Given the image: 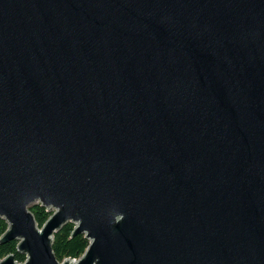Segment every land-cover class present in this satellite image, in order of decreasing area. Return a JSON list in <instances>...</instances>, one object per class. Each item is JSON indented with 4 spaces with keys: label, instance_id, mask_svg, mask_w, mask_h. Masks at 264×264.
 Segmentation results:
<instances>
[{
    "label": "water",
    "instance_id": "95a60500",
    "mask_svg": "<svg viewBox=\"0 0 264 264\" xmlns=\"http://www.w3.org/2000/svg\"><path fill=\"white\" fill-rule=\"evenodd\" d=\"M0 216V264H264V0H0Z\"/></svg>",
    "mask_w": 264,
    "mask_h": 264
},
{
    "label": "trees",
    "instance_id": "16d2710c",
    "mask_svg": "<svg viewBox=\"0 0 264 264\" xmlns=\"http://www.w3.org/2000/svg\"><path fill=\"white\" fill-rule=\"evenodd\" d=\"M39 227H43L47 220L53 214L49 207L41 202H34L29 206ZM10 223L7 218L0 216V239L7 232ZM76 223L68 222L55 232L53 237V251L58 260L62 262L65 259H79L89 247L91 240L85 233L75 234ZM20 239L0 243V258H5L14 254L15 260L19 263H25L28 255L18 250Z\"/></svg>",
    "mask_w": 264,
    "mask_h": 264
},
{
    "label": "rangeland",
    "instance_id": "374dc122",
    "mask_svg": "<svg viewBox=\"0 0 264 264\" xmlns=\"http://www.w3.org/2000/svg\"><path fill=\"white\" fill-rule=\"evenodd\" d=\"M2 259H4V258H2ZM64 261V260H63ZM63 261L61 262V263H63Z\"/></svg>",
    "mask_w": 264,
    "mask_h": 264
},
{
    "label": "built area",
    "instance_id": "2783aa9c",
    "mask_svg": "<svg viewBox=\"0 0 264 264\" xmlns=\"http://www.w3.org/2000/svg\"><path fill=\"white\" fill-rule=\"evenodd\" d=\"M75 260H79V259H75Z\"/></svg>",
    "mask_w": 264,
    "mask_h": 264
}]
</instances>
